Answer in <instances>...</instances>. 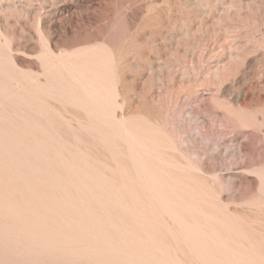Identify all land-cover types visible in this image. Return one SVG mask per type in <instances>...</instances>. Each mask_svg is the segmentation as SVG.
I'll use <instances>...</instances> for the list:
<instances>
[{"label": "rangeland", "instance_id": "obj_1", "mask_svg": "<svg viewBox=\"0 0 264 264\" xmlns=\"http://www.w3.org/2000/svg\"><path fill=\"white\" fill-rule=\"evenodd\" d=\"M0 120V264H264V0H0Z\"/></svg>", "mask_w": 264, "mask_h": 264}, {"label": "bare ground", "instance_id": "obj_2", "mask_svg": "<svg viewBox=\"0 0 264 264\" xmlns=\"http://www.w3.org/2000/svg\"><path fill=\"white\" fill-rule=\"evenodd\" d=\"M49 76H50V75H49ZM17 79H18V78H17ZM76 79H77V78H76ZM74 80H75V78H74ZM75 83H76V82H75ZM46 84H47V83H46ZM79 84H80V83H79ZM90 84H91V83H90ZM57 85H58V84H57ZM62 85H63V84H62ZM86 85H87V84H86ZM54 87H55V86H54ZM100 87H101V86H100ZM92 89H93V88H92ZM44 90H45V89H44ZM47 90L51 91V89H49V87L47 88ZM83 90H84V89H83ZM93 90H95V89H93ZM103 90H104V89H103ZM42 91H43V90H42ZM45 91H46V90H45ZM62 91H63V90H61V94H62ZM58 92H59V90H58ZM58 92H56V93H58ZM84 92H86V90H84ZM88 92H90V91H88ZM95 92H96V90H95ZM95 92L93 91L92 93H95ZM50 93H54V92H50ZM59 93H60V92H59ZM92 93H91V95H93ZM28 94H29V93H28ZM69 94H70V93H69ZM87 94H88V93H87ZM97 94H98V92H97ZM106 94H107V93H106ZM51 95H52V94H51ZM55 95H56V94H55ZM59 95H60V94H58V95H56V96H59ZM74 95H75V94H74ZM76 95H77V94H76ZM84 95H85V94H84ZM91 95H90V97H92ZM95 95H96V93L94 94V96H95ZM26 96H27V95H26ZM60 96H61V95H60ZM79 96H80V95H79ZM94 96L92 97V101L97 97V96H96V97H94ZM99 96H100V95H99ZM17 97H18V96H17ZM24 97H25V96H24ZM49 97H50V96H49ZM70 97H72V96H68V98H70ZM109 97H110V96H109ZM15 98H16V97H15ZM25 98H26V97H25ZM59 98H60V97H59ZM76 98H77V96H76ZM88 98H89V96H88ZM93 98H94V99H93ZM12 99H13V97H12ZM29 99H31V98H29ZM33 99H34V98H33ZM49 99H50V98H49ZM97 99H98V98H97ZM14 100H15V99H14ZM16 100H17V99H16ZM16 100H15V101H16ZM26 100H28V98H26ZM69 100H71V99H68V101H69ZM90 100H91V99H90ZM100 100H101V99H100ZM72 101H73V100H72ZM72 101H69V102H72ZM74 101H77V100H74ZM79 101H80V99H79ZM84 101H85V100H84ZM94 101H95V100H94ZM102 101H103V100H102ZM107 101H108V100H107ZM17 102H18V101H17ZM39 102H40V101H39ZM105 102H106V101H105ZM110 102H111V101H110ZM75 103H78V102H75ZM83 103H84V102H83ZM106 103H107V102H106ZM9 104H10V103H9ZM30 104H32V103H30ZM33 104H34V102H33ZM73 104H74V102H73ZM95 104H96V102H95ZM98 104H99V103H98ZM98 104H96L97 107H98ZM27 105H28V104H27ZM77 105H78V104H77ZM31 106H32V105H31ZM72 106H73V105H72ZM100 106H101V105H100ZM108 106H109V105H108ZM28 107H30V106H28ZM80 107H81V106H80ZM89 107H90V106H89ZM89 107H88V108H89ZM6 108H7V107H6ZM31 108H32V107H31ZM76 108H77V107H76ZM82 108H83V107H82ZM109 109H110V108H109ZM37 110H39V109H37ZM30 111H32V110H30ZM87 111H88V110H87ZM91 111H92V110H91ZM25 112H26V111H25ZM32 112H33V111H32ZM39 112H41V115H43V111H39ZM98 112H99V111H98ZM109 112H110V111H109ZM20 113H21V112H20ZM34 113H35V112H34ZM87 113H88V112H87ZM92 113H94V112H92ZM95 113H96V112H95ZM95 113H94L93 115H95ZM18 114H19V113H18ZM96 114H97V113H96ZM23 115H26V114L23 113ZM41 115H40L39 118H42ZM44 115H45V114H44ZM44 115H43V116H44ZM88 115L90 116L91 114H88ZM102 115H103V114H102ZM27 116H28V115H27ZM33 116H34V118H35V115H33ZM36 116H38V115H36ZM99 116H100V114H99ZM30 117H31V115H30ZM30 117H29V118H30ZM86 117H87V116H86ZM96 117H97V115L95 116V118H96ZM101 117H102V116H101ZM24 118H25V117H24ZM37 118H38V117H37ZM87 118H88V117H87ZM98 118H99V117H98ZM21 119H22V118H21ZM92 119H94V118H92ZM104 119H105V118H104ZM106 119H107V118H106ZM27 120H29V119H27ZM49 120H50V119H49ZM96 120H97V122L99 121L98 119H96ZM96 120H93V121L91 120V122H94V121H95V123H96ZM100 120H101V119H100ZM114 120H115V118H114ZM0 121H1V120H0ZM13 121H14V120H13ZM101 121H102V120H101ZM1 122L3 123V121H1ZM33 122H36V121H33ZM38 122H39V121H38ZM115 122H116V121H115ZM13 123H14V122H13ZM15 123H16V122H15ZM17 123H18V122H17ZM20 123H21V121H20ZM26 123H27V122H26ZM44 123H45V122H44ZM98 123L100 124V122H98ZM102 123H103V122H102ZM8 124H10V122H8ZM33 124H35V123H33ZM46 124H49V123H46ZM93 124H94V123H93ZM114 124H115V123H114ZM4 125H5V124H4ZM6 125H7V123H6ZM11 125H13V124H11ZM11 125H10V127H11ZM18 125H19V124H18ZM21 125H22V124H21ZM27 125H29V123H27ZM30 125H31V123H30ZM40 125H42V123H40ZM108 125H110V124H108ZM122 125H123V124H122ZM32 126H33V125H32ZM36 126H37V125H36ZM45 126H46V125H45ZM91 126H96V124H94V125L91 124ZM97 126H98V125H97ZM102 126H103V125H102ZM116 126H117V125H115V127H116ZM10 127H9V128H10ZM20 127H21V126H20ZM22 127H24V126H22ZM50 127H51V126H50ZM98 127H100V126H98ZM98 127H97V128H98ZM104 127H105V126H104ZM118 127H120V126H118ZM24 128H25V127H24ZM27 128H28V127H27ZM31 128H32V127H31ZM39 128H41V127H39ZM47 128H49V127L47 126ZM85 128H86V127H85ZM101 128H102V127H101ZM101 128H100V129H101ZM122 128H123V127H122ZM122 128H121V129H122ZM12 129H14V128L12 127ZM36 129H37V128H36ZM89 129H90V128H89ZM95 129H96V128H95ZM95 129H94V130H95ZM100 129H98L97 132H99ZM119 129H120V128H119ZM37 130L39 131L40 129H37ZM48 130H49V129H48ZM101 130H102V129H101ZM114 130H116V129H114ZM0 131H1V130H0ZM16 131H19V130H17V128H16ZM90 131H91V129H90ZM107 131H108V130H107ZM110 131H111V130H110ZM112 131H113V130H112ZM112 131H111V132H112ZM122 131H123V130H122ZM10 132H11V130H10ZM19 132H20V131H19ZM41 132L43 133L44 131L41 129ZM41 132L39 131L40 134H39V133H36V134L41 135ZM45 132H46V131H45ZM50 132H51V131H50ZM104 132H106V131H104ZM115 132H116V131H115ZM123 132H124V131H123ZM13 133H14V132H13ZM13 133L11 132V133H9V134L11 135V134H13ZM20 133H22V132H20ZM34 133H35V129H34ZM101 133H103V131H102ZM113 133H114V132H113ZM118 133H119V131H118ZM118 133H116V134H114V135H117ZM6 134H7V131H6ZM9 134H8V135H9ZM22 134H23V133H22ZM28 134H29V133H28ZM47 134H49V133L47 132ZM47 134H45V135H47ZM105 134H106V133H104L103 136H104ZM125 134H126V132H125ZM129 134H130V133H129ZM0 135H1V134H0ZM2 135L5 136V133H3V130H2ZM8 135H6L8 138H11V137L13 138L15 134H14L13 136H11V137L8 136ZM16 135H17V134H16ZM23 135H24V134H23ZM43 135H44V133H43ZM43 135H41V136L43 137ZM57 135H58V134H57ZM99 135H100L99 137H101L102 134H99ZM120 135H121V133H120ZM26 136H27V135H26ZM29 136H30V135H29ZM47 136H48V135H47ZM112 136H113V135H112ZM124 136H125V135H124ZM130 136H131V135H130ZM15 137H18V135L15 136ZM34 137H35V136H34ZM106 137H107V135H106ZM106 137H105V140L108 139V138H106ZM114 137H115V136H114ZM119 137H120V136H119ZM119 137H118V138H119ZM126 137H127V134H126ZM0 138H1L0 141L2 140L1 143L4 142L3 145H6V141H7V140H6V139H5L6 141L3 140L2 136H1ZM31 138H32V137H31ZM45 138H46V137H45ZM45 138H43V139H45ZM50 138H52V136H51ZM127 138L129 139V137H127ZM130 138H132V137H130ZM14 139H15V138H14ZM18 139H20V138L18 137ZM18 139L16 140L17 143H19V142L21 141V140L18 141ZM36 139H37V138H36ZM53 139H54V138H53ZM114 139H115V138H114ZM24 140H25V139H24ZM62 140H63V139H62ZM85 140H86V139H85ZM100 140H101V139H100ZM118 140H121V139H118ZM10 141H11V140H10ZM38 141H40V140H38ZM44 141H46V140H44ZM102 141H103V138H102ZM132 141H133V140H132ZM8 142H9V141H8ZM8 142H7V143H8ZM24 142H25V141H24ZM35 142H36V141H35ZM42 142H43V141H42ZM46 142H47V141H46ZM56 142H57V141H55V143H56ZM100 142H101V141H100ZM137 142H138V141H137ZM1 143H0V145H1ZM17 143H16V144H17ZM40 143H41V142H39V144H40ZM47 143H48V142H47ZM101 143H102V142H101ZM103 143H104V142H103ZM111 143H112V141H111ZM119 143H120V142H119ZM128 143H129V141H128ZM134 143H135V139H134ZM9 144H10V143H9ZM12 144H13V141H12ZM25 144H26V142H25ZM43 144H44V143H43ZM45 144H46V143H45ZM52 144H53V142H52ZM56 144H59V143L57 142ZM114 144H115V143H114ZM120 144H121V143H120ZM151 144H152V143H151ZM104 145L107 146V144H104ZM108 145H110V144H108ZM135 145H136V144H135ZM137 145H138V144H137ZM143 145H144V144H143ZM13 146H15V145H13ZM16 146H17V148H18V146H19V149H20V147L22 146V144H19V145L17 144ZM16 146H15V147H16ZM24 146H25V145H23V148H24ZM41 146H43V145H41ZM41 146H38V147H41ZM60 146H61V143H60ZM60 146H58V147H60ZM113 146H114V145H113ZM131 146H132V145H131ZM2 147H3V146H2ZM7 147H8V146H7ZM10 147H11V146H10ZM47 147H48V146H47ZM55 147H56V146H55ZM140 147H141V146H140ZM0 148H1V146H0ZM4 148H5V147L1 148V149H2V152L0 151V152H1L0 154H3L4 157H2V158L0 157V158L2 159L3 162L5 161V164H6V162L8 161L9 158H10V162H11L12 159H14L15 156H14L12 153H15V152H12L10 155H8V153L11 152V151H10V148H9V150H8V149L6 150V148H5V149H4ZM23 148H21V149L23 150ZM26 148H27V149H26ZM26 148L23 150L24 153H26V151H28V149H29L28 146H26ZM1 149H0V150H1ZM3 149H4L5 152H8V151H9L8 153H6V154L9 156L8 159L5 158L6 156L4 155L5 153L3 152ZM12 149H13V148H12ZM43 149H44V148H41V150H43ZM53 149H54V148H53ZM56 149H57V148H56ZM61 149H62V147H61ZM110 149H112V148H110ZM116 149H117V147H115V149H114V147H113V151L116 150ZM140 149H141V148H140ZM17 150H18V149H17ZM25 150H26V151H25ZM31 150L33 151V149H31ZM51 150H52V149H51ZM129 150H130V149H129ZM151 150H152V149H151ZM14 151H16V150L14 149ZM23 151H22V152H23ZM29 151H30V150H29ZM29 151L26 153V155L30 153ZM32 151H31V153H32ZM117 151L119 152V150H117ZM137 151H138V150H137ZM16 152H17V151H16ZM22 152H21L20 154H22ZM49 152H50V151H49ZM132 152H133V150H132ZM132 152H131V153H132ZM146 152H148V151H146ZM18 153H19V152H18ZM24 153H23V154H24ZM33 153L36 154L37 152L35 153V151H34ZM33 153H32V154H33ZM78 153H79V152H78ZM80 153H81V152H80ZM143 153H144V152H143ZM191 153H192V152H191ZM34 154H33V155H34ZM45 154H46V153H45ZM52 154H53V153H52ZM115 154H116V153H115ZM117 154H120V153H117ZM145 154H146V153H145ZM154 154H155V153H154ZM12 155H13V158H12ZM16 155L19 156L18 154H16ZM33 155H31V156H33ZM36 155H39V154L37 153ZM36 155H35V157H36ZM47 155H49L48 152H47ZM72 155H73V153H72ZM122 155H123V154H122ZM149 155H150V154H148V156H149ZM8 156H7V157H8ZM10 156H11V157H10ZM56 156H57V155H56ZM68 156H69V155H68ZM111 156H112V155H111ZM118 156H119V155H118ZM138 156H139V155H138ZM20 157H21V156H20ZM38 157H39V156H38ZM53 157H54V155H53ZM115 157H116V156H115ZM120 157H121V156H120ZM132 157H133V156H132ZM132 157H130V158H132ZM135 157H136V156H135ZM158 157H159V156H158ZM3 158L6 159V160H4ZM24 158H25V156H24ZM29 158L33 159L32 157H29ZM29 158H28V159H29ZM36 158H37V157H36ZM36 158H35L34 160H37V159H38V158H37V159H36ZM41 158H42V157H40V159H41ZM58 158H59V157H58ZM70 158H72V156H71ZM82 158H83V157H82ZM118 158H119V157H117V159H118ZM121 158L123 159L124 157H121ZM121 158H120V159H121ZM133 158H134V157H133ZM21 159H22V158H21ZM25 159H26V158H25ZM40 159H39V161H40ZM56 159H57V158H56ZM61 159H62V158H61ZM61 159H60V160H61ZM66 159H67V158H66ZM75 159H76V158H75ZM122 159H121V160H122ZM135 159H136V158H135ZM137 159H138V158H137ZM151 159H152V158H151ZM15 160H17V162H20V163L22 162V161L19 160L18 158H17V159L15 158L14 161H15ZM18 160H19V161H18ZM63 160H64V159H63ZM83 160H85V159H83ZM113 160H114V159H113ZM153 160H155V158H154ZM2 161H1V162H2ZM37 161H38V160H37ZM49 161H51V159H49ZM65 161H66V160H65ZM72 161H73V160H72ZM76 161H77V160H76ZM85 161H86V160H85ZM85 161H84V162H85ZM116 161H119V160H116ZM127 161H129V160H127ZM142 161H143V160H142ZM142 161H140V163H141ZM1 162H0V163H1ZM10 162H7V163H10ZM51 162H54V164L56 163V161H53V160H52ZM51 162H50V164H51ZM86 162H87V161H86ZM121 162H122V161H121ZM125 162H126V159H125ZM129 162H130V161H129ZM136 162H138V161H135V163H136ZM155 162H156V161H155ZM15 163H16V161H15ZM20 163H19V164L16 163V164H18L19 170H20V166H19V165H21V167H22V164H20ZM39 163H41V162H39ZM39 163H38V164H39ZM46 163H47V162H45V164H46ZM59 163H60V162H59ZM59 163H58V165H59ZM63 163H64V162H63ZM71 163H73V162H71ZM80 163H81V161H80ZM140 163L138 162V164H140ZM166 163H167V162H166ZM12 164L14 165L13 161H12ZM16 164H15V165H16ZM23 164H25V163H23ZM28 164H29V163H28ZM30 164H33V162H31ZM93 164H94V163H93ZM96 164H97V163H96ZM118 164H119V163H118ZM128 164H129V163H128ZM133 164H134V163H133ZM143 164H144V163H143ZM143 164H142V165H143ZM159 164H160V163H159ZM1 165L4 167V168H2V171H3V169H4V171H9V169H10V167H11V166H10L9 169H8V166H6L7 164H6V165H3V163H2V164H0V167H2ZM8 165H9V164H8ZM10 165H11V164H10ZM15 165H14V166H15ZM39 165H40V164H39ZM39 165H37V167H38ZM41 165H42V164H41ZM41 165H40V166H41ZM66 165H67V164H66ZM71 165H72V164H71ZM75 165H76V164H75ZM101 165H102V163H101ZM164 165H165V163H164ZM164 165H162V166H164ZM5 166L7 167L6 170H5ZM23 166H24V165H23ZM27 166H29V165H27ZM48 166H49V165H48ZM52 166L55 167V166H57V165H53V164H52ZM52 166H50V167H52ZM67 166H68V165H67ZM67 166H66V167H67ZM80 166H81V164H80ZM87 166H88V164H87ZM98 166H99V165H98ZM126 166H128V165H126ZM167 166H168V164H167ZM18 167H15V168L18 169ZM24 167H26V165H25ZM33 167H35V166H32V167H31V165H30V167H27L26 170L29 168L27 173H25V171L23 170L24 168H22V169L20 170V172H19L20 174L18 173L19 175L15 174V172L12 174V172L14 171V167L11 168V169H13V171L11 172V169H10L9 172H11L10 174H12L13 176L15 175V177H16V179H17L18 176H20L23 172H24L26 175H27V174L30 175L29 173H31V171H32V173H33V171H34V170L32 169ZM37 167H35V168H36L35 170H38ZM43 167H44V166H43ZM50 167H49V168H50ZM92 167H93V166H92ZM115 167H116V166H115ZM115 167H114V168H115ZM137 167H138V166H137ZM139 167H140V166H139ZM142 167H143V166H142ZM169 167H170V166H169ZM49 168H48V170H51V169H49ZM56 168H57V167H56ZM62 168H64V167H62ZM86 168H87V169H90L91 167H86ZM95 168H96V166H95ZM98 168H100V167H98ZM135 168H136V167H134L133 169H135ZM30 169H31V171H30ZM39 169H40V168H39ZM67 169H68V168H67ZM82 169H83V168H82ZM82 169H81V170H82ZM93 169H94V168H93ZM109 169H110V168H109ZM139 169H140V168H139ZM0 170H1V169H0ZM52 170H53V169H52ZM58 170H59V169L57 168V171H58ZM65 170H66V169H65ZM116 170H117V169H116ZM136 170H138V169H135L134 171L137 172ZM142 170H143V169H142ZM146 170H147V169H145V171H146ZM4 171H3V172H4ZM21 171H23V172H21ZM68 171H69V170H68ZM68 171H67V172H68ZM71 171H72V170H71ZM84 171H85V170H84ZM90 171H91V170H90ZM97 171H98V170H97ZM108 171H109V170H108ZM147 171H148V170H147ZM176 171H177V170H176ZM180 171H181V170H180ZM9 172H8V173H9ZM40 172H42V170H41ZM64 172H65V171H64ZM92 172H93V171H91V173H92ZM94 172H96V171H94ZM110 172H111V171L108 172L109 175H111ZM124 172H125V171H124ZM129 172H130V171H129ZM138 172L141 173V169H140V171H138ZM138 172H137V173H138ZM0 173H2V172L0 171ZM16 173H17V171H16ZM73 173H74V171L72 172V174H73ZM108 173H107V174H108ZM117 173H118V172H116V174H117ZM130 173H131V172H130ZM186 173H187V172H186ZM2 174H3V173H2ZM10 174H9V175H10ZM25 174H23V177H24V179H27V180H24L23 182H25V181L28 182V180H29V182H30V179H31V178L28 179V177H27ZM43 174H44V173H43ZM59 174H60V173H59ZM61 174H62V173H61ZM82 174H84V173H82ZM87 174H88V173H87ZM97 174H99V173H97ZM132 174H133V173H132ZM144 174H145V173H144ZM147 174H149V173H147ZM3 175H5V177H7V181H9L8 177L10 178V176H11V178H13L12 175L7 176L6 173H4ZM63 175L65 176L64 173H63ZM67 175H68V174L66 173V176H67ZM70 175H71V174H70ZM74 175H76V174H73V176H74ZM99 175H100V177H101V174H99ZM112 175H113V174H112ZM117 175H118V174H117ZM142 175H143V174H142ZM166 175H167V174H166ZM25 176H26V178H25ZM52 176H53V175H52ZM64 176H63V178H64ZM94 176H95V175H94ZM113 176H114V175H113ZM144 176H145V175H144ZM146 176H148V175H146ZM1 177H2V175H1ZM29 177H30V176H29ZM69 177H70V176H69ZM81 177H82V176H81ZM105 177H106V176H105ZM137 177H138V176H137ZM148 177H149V176H148ZM3 178H4V177H3ZM32 178H33V176H32ZM36 178H37V177H36ZM73 178H74V177H73ZM84 178H86V177H84ZM94 178H95V177H94ZM115 178L118 179L117 177H115ZM123 178H124V177H123ZM149 178H150V177H149ZM21 179H22V178H21ZM60 179H61V178H60ZM78 179H79V177H78ZM87 179H88V178H87ZM98 179H99V178H98ZM100 179H101V178H100ZM137 179H139V177H138ZM144 179H145V177H144ZM147 179H148V178H147ZM2 180H4V182H2ZM19 180H20V179H19ZM19 180H18V182H19ZM34 180H35V178H34ZM37 180L39 181V179H37ZM37 180H36V181H37ZM70 180H71V179H70ZM107 180H108V178H106V181H107ZM109 180H110V179H109ZM122 180H123V179H122ZM131 180H132V179H131ZM139 180H140V179H139ZM141 180H142V179H141ZM149 180H150V179H149ZM151 180H153V179H151ZM7 181L5 180V178L0 180V182L2 183V185H3V183H6V184H7ZM10 181H11V180H10ZM14 181L17 182V180H14ZM38 181H37V182H38ZM59 181H60V180H59ZM62 181H63V180H62ZM78 181H79V180H78ZM93 181H94V180H93ZM93 181H92V182H93ZM112 181H113V180H112ZM119 181H120V180H119ZM20 182H21V181H20ZM20 182H19V183H20ZM32 182H33V181H32ZM40 182H41V181H40ZM43 182H45V181H43ZM60 182H61V181H60ZM81 182H83V181H81ZM90 182H91V181H90ZM97 182H98V181H97ZM102 182H103V181H102ZM115 182H117V181H115ZM142 182H143V181H142ZM146 182H147V181H146ZM1 183H0V184H1ZM19 183H18L17 185H19ZM65 183H66V182H65ZM79 183H80V182H79ZM99 183H100V182H99ZM150 183H151V182H150ZM9 184H10V183H9ZM11 184H12V182H11ZM26 184H27V183H26ZM40 184H41V183H40ZM45 184H46V183H45ZM56 184H57V182H56ZM74 184H75V182H74ZM74 184H73V185H74ZM95 184H96V182H95ZM97 184H98V183H97ZM106 184H107V183H106ZM114 184H115V183H114ZM137 184H138V183H137ZM148 184H149V183H148ZM12 185L14 186L15 183H13ZM29 185H30V184H29ZM29 185H28V186H29ZM46 185H47V184H46ZM49 185H50V184H49ZM68 185H71V184H68ZM76 185H77V184H76ZM135 185H136V184H135ZM145 185H146V184H145ZM155 185H156V184H155ZM21 186H22V185H20L19 187H21ZM28 186H27V187H28ZM94 186H95V185H94ZM100 186H101V185H100ZM103 186H104V185H103ZM103 186H102V187H103ZM108 186H109V185H108ZM122 186H123V185H122ZM149 186H150V185H149ZM151 186H152V183H151ZM151 186H150V187H151ZM3 187H4V189H6V188L9 187V186L7 185V187H5V186L3 185ZM10 187H12V186H10ZM10 187H9L8 189H10ZM19 187H17V188H19ZM22 187H24V186H22ZM46 187L49 188L48 186H46ZM72 187H73V186H72ZM105 187H107V186H105ZM114 187H115V186H114ZM153 187H154V184H153ZM24 188H26V186H25ZM29 188H30V187H29ZM29 188H27L26 190H28ZM31 188H32V187H31ZM36 188H38V187H36ZM50 188H51V187H50ZM61 188H63V187H61ZM65 188H66V187H65ZM68 188H69V187H68ZM91 188H92V187H91ZM121 188H122V187H121ZM135 188H136V187H135ZM151 188H152V187H151ZM154 188H156V187H154ZM169 188H170V187H169ZM0 189H1V188H0ZM11 189H13V188H11ZM11 189H10V190H7V189L5 190V191H7V192L9 191L8 195L10 194ZM19 189H20V188H19ZM51 189H52V188H51ZM96 189H98V188H96ZM100 189H102V188L100 187ZM109 189H110V188H109ZM141 189H142V186H141ZM144 189H145V188H144ZM149 189H150V188H149ZM161 189H162V187H161ZM13 190H14V189H13ZM13 190H12V191H13ZM16 190H17V189H16ZM24 190H25V189L20 190V192L22 191V193H23ZM26 190H25V191H26ZM29 190H30V189H29ZM49 190H50V189H49ZM49 190H48V191H49ZM53 190H54V189H53ZM53 190H52V193H53ZM69 190H70V189H69ZM73 190H74V189H73ZM92 190H93V189H92ZM124 190H125V189H124ZM2 191H3V189H2ZM12 191H11V192H12ZM30 191H32V190H30ZM30 191H28V192L30 193ZM34 191H35V190H34ZM34 191H33V192H34ZM41 191H42V190H41ZM55 191H57V190H55ZM85 191H86V190H85ZM102 191H103V190H102ZM112 191H113V190H112ZM114 191H115V190H114ZM165 191H166V190H165ZM3 192H4V191H3ZM13 192H14V191H13ZM13 192H12V193H13ZM20 192H18V190H17V193L21 194ZM37 192H38V189H37ZM37 192L35 191V194H37V198H38V196H39L41 193L39 192L40 194H38ZM57 192H58V191H57ZM87 192H89V191H87ZM87 192H86V193H87ZM93 192H94V191H93ZM150 192H151V191H150ZM154 192H156V190L153 191L152 193H154ZM15 193H16V192H15ZM15 193H14V194H15ZM29 193H28V194H29ZM42 193H43V192H42ZM71 193H72V191H71ZM120 193H121V192H120ZM128 193H129V192H128ZM157 193H158V191H157ZM6 194H7V193H6ZM6 194H5V195H6ZM14 194H12V195H14ZM19 194H18V195H19ZM23 194H24V193H23ZM43 194H44V193H43ZM54 194H55V193H54ZM108 194H109V193H108ZM176 194H177V193H176ZM179 194H180V192H179ZM2 195H3V194H2ZM2 195L0 194V196H1L0 198H1V199H4L3 197H5V196H2ZM24 195H25V194H24ZM24 195H23V196H24ZM26 195H27V193H26ZM121 195H122V194H121ZM124 195H125V194H124ZM124 195H122V197H123ZM127 195H128V194H127ZM150 195H151V193H150ZM158 195H159V194H158ZM166 195H167V194H166ZM166 195H165V196H166ZM15 196H16V195H15ZM15 196H14V197H15ZM19 196H20V195H19ZM30 196H31V195H30ZM46 196H47V195H46ZM57 196H58V195H57ZM67 196H68V195H67ZM105 196H106V195H105ZM109 196H110V195H109ZM142 196H143V195H142ZM151 196H153V195H151ZM174 196H175V195H174ZM9 197H12V196H9ZM9 197L7 198V196H6L4 200H5V201L8 200ZM21 197H22V195H21ZM26 197H27V196H26ZM44 197H45V196H44ZM55 197H56V196H55ZM70 197H71V196H70ZM98 197H99V195H98ZM100 197H101V196H100ZM118 197H119V196H118ZM176 197H178V196H176ZM6 198H7V199H6ZM24 198H25V197H24ZM33 198H34V197H33ZM39 198H41V197H39ZM52 198H53V196H52ZM115 198H116V197H115ZM157 198H158V197H157ZM178 198H179V197H178ZM183 198H184V197H183ZM183 198H182V199H183ZM1 199H0V201H1ZM11 199H12V198H11ZM11 199H9V202L11 201ZM14 199H15V198H14ZM19 199H20V198H19ZM26 199H27V198H26ZM34 199H35V198H34ZM34 199H33V200H34ZM43 199H44V198H43ZM53 199H54V198H53ZM53 199H52V200H53ZM88 199H89V198H88ZM4 200H2V202H3ZM16 200H17V198H16ZM16 200H15V201H16ZM46 200H47V199H46ZM52 200H51V201H52ZM54 200H55V199H54ZM57 200H58V199H57ZM65 200H66V199H65ZM65 200H64V201H65ZM102 200H103V199H102ZM124 200H125V199H124ZM135 200H136V199H135ZM157 200H158V199H157ZM160 200H161V199H160ZM180 200H181V199H180ZM197 200H198V199H197ZM23 201H24V200H23ZM35 201H37V200H35ZM59 201H60V200H59ZM85 201H86V200H85ZM114 201H115V200H114ZM137 201H138V199H137ZM163 201H164V200H163ZM19 202H20V201L15 202V203H18V204H19ZM24 202H25V201H24ZM38 202H39V201H38ZM45 202H47V201H45ZM62 202H63V201H62ZM72 202H73V201H72ZM89 202H90V201H89ZM92 202H93V201H92ZM200 202H201V201H200ZM4 203L6 204L7 201L4 202ZM4 203H3V204H4ZM31 203H32V202H31ZM39 203L41 204V202H39ZM42 203H43V202H42ZM65 203H66V204H64V203H63V204H64V205H67V204H68L66 201H65ZM80 203H82V202H80ZM95 203H96V202H95ZM121 203H122V201H121ZM160 203H161V202H160ZM8 204H9V205H8ZM8 204H7V205L10 206V203H8ZM29 204H30V203H29ZM36 204H37V202H36ZM53 204H54V203H53ZM70 204H71V202H70ZM82 204H83V203H82ZM109 204H110V202H109ZM112 204H113V203H112ZM137 204H138V203H137ZM156 204H157V203H156ZM166 204H168V203H166ZM15 205H16V204H15ZM22 205L24 206L23 203H22ZM34 205H35V204H34ZM43 205H44V203H43ZM51 205H52V204H51ZM51 205H50V206H51ZM68 205H69V204H68ZM86 205H88V203H87ZM19 206H20V204H19ZM26 206H27V205H26ZM32 206H33V204H32ZM38 206H39V204H38ZM44 206H45V205H44ZM44 206H42V207L44 208ZM46 206H47V205H46ZM50 206H48V207H50ZM162 206H163V205H162ZM12 207H13V208H12ZM12 207H10V208H12V211H13L14 207H16V206H12ZM36 207H37V206H36ZM48 207H45V208H48ZM52 207H53V206H52ZM69 207H70V206H69ZM173 207H174V206H173ZM1 208L3 209V207H0V209H1ZM10 208H9V209H10ZM24 208H25V207H23V209H24ZM29 208H30V207L28 206L27 209H29ZM37 208H38V207H37ZM54 208H55V207H54ZM57 208H58V207H57ZM57 208H56V209H57ZM70 208H71V207H70ZM80 208H81V207H80ZM121 208H122V207H121ZM133 208H134V207H133ZM170 208H171V207H170ZM175 208H176V207H175ZM2 209H1V211H2ZM9 209H8V207H7V210H9ZM18 209H19V208H18ZM48 209H49V208H48ZM63 209H64V208H63ZM67 209H68V208H67ZM77 209H78V208H77ZM77 209H76V210H77ZM82 209H83V208H82ZM84 209H85V208H84ZM92 209H93V208H92ZM108 209H109V208H108ZM112 209H113V207H112ZM118 209H119V208H118ZM166 209H167V208H166ZM7 210H6V208H5V211H7ZM19 210H20V209H19ZM36 210H37V209H36ZM39 210L41 211L42 209H39ZM65 210H66V209H65ZM126 210H127V209H126ZM161 210H162V209H161ZM194 210H195V209H194ZM194 210H189V211H194ZM1 211H0V212H1ZM12 211H11V212H12ZM43 211H44V210H43ZM43 211H42V212H43ZM47 211H48V210H47ZM52 211H53V210H52ZM60 211H62V210H60ZM111 211H112V210H111ZM171 211H172V210H171ZM8 212H9V211H8ZM13 212H14V211H13ZM45 212H46V210H45ZM48 212H49V211H48ZM77 212H78V211H77ZM84 212H85V211H84ZM122 212H124V211H122ZM162 212L164 213V210H163ZM3 213H4V214H8V213H6V212H4V211H3ZM15 213H16V214H11V213H10V214L13 215V216H18V214H17L18 212H16V209H15ZM35 213H38V212H35ZM50 213H51V212H50ZM57 213H58V212H57ZM57 213H54V214L56 215ZM65 213H66V212H65ZM95 213H96V212H95ZM149 213H150V212H149ZM166 213H167V212H166ZM168 213H169V212H168ZM168 213H167V214H168ZM1 214H2V213H1ZM10 214L7 215V216H8V219H11ZM25 214H26V213H25ZM43 214H45V213H43ZM61 214H62V217H61V218H63V215L66 216L64 213H61ZM79 214H80V212H79ZM84 214H85V213H84ZM86 214H88V213L86 212ZM112 214H113V213H112ZM170 214H171V213H170ZM35 215H36V214H35ZM37 215H38V214H37ZM40 215H41V214H40ZM100 215H101V214H100ZM117 215H118V214H117ZM127 215H128V214H127ZM188 215H189V214H188ZM0 216H1V215H0ZM3 216H4V215H2L1 218H3ZM9 216H10V218H9ZM41 216H43V215H41ZM45 216H46V215H45ZM52 216H53V215H52ZM67 216H68V214H67ZM77 216H78V215H77ZM88 216H89V215H88ZM160 216H161V215H160ZM168 216H169V214H168ZM175 216H176V215H175ZM186 216H187V215H186ZM201 216H202V215H201ZM5 217H6V216H5ZM23 217H24V216H23ZM23 217H21V218H19V219H22ZM80 217H82V216H80ZM140 217H141V216H140ZM54 218H56V216H55ZM61 218H60V219H61ZM64 218H65V217H64ZM66 218L68 219V217H66ZM82 218H83V217H82ZM123 218H124V217H123ZM178 218H179V217H178ZM17 219H18V218H17ZM60 219H59V220H60ZM67 219H65V221H66ZM69 219H70V218H69ZM71 219H72V218H71ZM71 219H70V221H71ZM84 219H85V218H84ZM165 219H166V218H165ZM6 220H7V219H6ZM6 220H5V223H6ZM23 220H26V219H23ZM33 220H35V219H33ZM49 220H50V219H49ZM52 220H53V219H52ZM72 220H73V219H72ZM81 220H82V219H81ZM176 220H177V219H176ZM2 221H3V220H2ZM29 221H30V220L28 219V222H29ZM36 221H38V220H36ZM54 221H57V220L55 219ZM61 221H62V220H61ZM63 221H64V220H63ZM70 221H68V222H70ZM78 221H79V220H77V222H78ZM82 221H84V220H82ZM174 221H175V220H174ZM7 222L10 223V221H7ZM12 222H13V221H12ZM12 222H11V223H12ZM34 222H35V221H34ZM51 222H53V221H51ZM71 222H72V221H71ZM75 222H76V220H75ZM193 222H194V221H193ZM216 222H217V221H216ZM15 223H17V222H15ZM20 223H21V222H20ZM20 223H19V224H20ZM22 223H23V222H22ZM22 223H21V224H22ZM25 223H26V222H25ZM30 223H32V222H30ZM38 223H39V222H38ZM46 223H47V222H46ZM61 223H62V222H61ZM73 223H74V222H73ZM109 223H110V222H109ZM118 223H119V222H118ZM124 223H125V222H124ZM128 223H129V222H128ZM182 223H183V222H182ZM184 223H185V222H184ZM42 224H43V223H42ZM42 224H40V225H42ZM51 224H52V223H51ZM63 224H64V223H63ZM69 224H70V223H69ZM76 224H77V223H76ZM103 224H105V223H103ZM175 224H176V223H175ZM0 225H2L4 228H7V227L4 226V225H6V224H4V223H2V224H0ZM9 225H10V224H9ZM14 225H15V224H14ZM22 225H23V224H22ZM31 225L34 226L35 223H32ZM38 225H39V224H38ZM38 225H37V226H38ZM72 225H73V224H72ZM112 225H113V224H112ZM2 226H1V227H2ZM7 226H8V225H7ZM17 226H18V225H16L15 227H17ZM42 226H43L42 228H44L45 225H42ZM53 226H54V225H53ZM65 226H66V224H65ZM79 226H80V225H79ZM178 226H179V225H178ZM187 226H188V225H187ZM1 227H0V228H1ZM11 227L15 228L13 225H11ZM24 227H25V225H24ZM35 227H36V226H35ZM68 227H69V229H70L71 225H70V226L68 225ZM68 227H67V228H68ZM83 227H84V226H83ZM104 227H105V225H104ZM158 227H159V226H158ZM47 228H49V227H47ZM56 228H57V227H56ZM63 228H64V227H63ZM80 228H82V226H81ZM111 228H112V227H111ZM115 228H116V227H115ZM9 229H10V227H8L7 230H9ZM15 229H16V228H15ZM27 229H29V228H27ZM31 229H32V228H31ZM37 229L41 230L39 227H38ZM51 229H52V228H51ZM58 229H59V228H58ZM75 229H77V228L75 227ZM99 229H100V228H99ZM104 229H105V228H104ZM112 229H113V228H112ZM3 230H5V229L1 228L0 231L2 232ZM24 230H26V229H24ZM45 230H47V229H45ZM52 230H53V229H52ZM61 230H62V229H61ZM72 230H73V227H72ZM78 230H79V228H78ZM82 230H86V231H88L87 228H86V229H82ZM113 230H114V229H113ZM122 230H123V228H122ZM21 231H22V230H21ZM21 231H20V232H21ZM54 231H58V230L56 229V230H54ZM54 231H53V232H54ZM66 231H67V230H66ZM80 231H81V230H80ZM86 231H85V232H86ZM105 231H106V230H105ZM126 231H127V230H126ZM5 232H7V231H3L2 233H5ZM26 232H28V231H26ZM34 232H35V229H34ZM45 232H46V231H45ZM47 232H48V231H47ZM82 232H83V231H82ZM10 233H13V231L10 232ZM10 233H9V234H10ZM17 233H18V232H17ZM23 233H24V232H23ZM23 233L21 232V235H22ZM35 233H36V232H35ZM41 233H42V230H41V232H39V234H41ZM48 233H49V232H48ZM50 233H51V231H50ZM55 233H56V232H55ZM61 233H62V232H61ZM69 233H70V232H69ZM75 233H76V231H75ZM200 233H201V232H200ZM18 234H19V233H18ZM28 234L31 235L30 232H28ZM28 234L26 235L27 237H28ZM39 234H38V235H39ZM87 234H88V233H87ZM187 234H188V233H187ZM3 235H4V234H3ZM3 235H2V237H1L2 239H4V238H3ZM6 235H7V234H6ZM16 235H17V234H16ZM23 235H25V233H24ZM35 235H36V234H35ZM47 235H48V234H47ZM52 235H54V234H52ZM57 235H58V234H57ZM60 235H61V234H60ZM81 235H82V234H81ZM109 235H110V234H109ZM116 235H117V234H116ZM129 235H130V234H129ZM7 236H9V235H7ZM10 236L12 237V235H10ZM10 236H9V237H10ZM32 236H34V234H33ZM45 236H46V235H45ZM49 236H50V235H49ZM63 236H64V235H63ZM174 236H175V235H174ZM199 236H200V235H199ZM5 237H6V236H5ZM9 237H8V238H9ZM11 237H10V238H11ZM14 237H15V236H14ZM14 237H13V238H14ZM18 237H19V236H16L17 239H19ZM20 237H21V236H20ZM27 237H26V238H27ZM34 237H35L36 240H39V239L36 238V236H34ZM38 237H39V236H38ZM40 237L42 238L41 235H40ZM52 237H53V236H52ZM68 237H69V236H68ZM133 237H134V236H133ZM13 238H11V239H13ZM24 238H25V237L23 236L22 239H24ZM44 238H45V237H44ZM44 238H43V241H45ZM47 238H48V237H47ZM55 238H57V237H55ZM64 238H65V236H64ZM66 238H67V236H66ZM75 238H77V237H75ZM75 238H74L73 241H75V240L78 239V238H77V239H75ZM89 238H90V237H89ZM228 238H230V237H228ZM232 238H234V237H232ZM14 239H15V238H14ZM50 239H51V238H50ZM71 239H72V238H71ZM103 239H104V238H103ZM117 239H119V238H117ZM211 239H212V238H211ZM24 240H25V239H24ZM28 240H29V243H31V242H30V239H28ZM64 240H65V239H64ZM78 240H79V239H78ZM83 240H84V239H83ZM203 240H204V239H203ZM8 241H9V240H8ZM14 241H15V240H14ZM16 241H17V240H16ZM31 241H32V240H31ZM34 241H35V240H34ZM41 241H42V239H41ZM47 241H48V240H47ZM49 241H50V240H49ZM52 241H53V240H52ZM54 241H55V240H54ZM173 241H174V240H173ZM0 242H2V241H0ZM18 242H21V241H17V243H18ZM23 242H25V241H23ZM35 242H36V241H35ZM45 242H46V241H45ZM2 243H4V242H2ZM6 243H7V242H6ZM11 243H13V242H11ZM42 243H43V242H42ZM42 243H41V244H42ZM57 243H58V242H57ZM61 243H62V242H61ZM93 243H94V242H93ZM194 243H195V241H194ZM20 244H21V243H20ZM24 244H25V243H24ZM33 244H34V243H33ZM36 244H37V242H36ZM38 244H39V243H38ZM38 244H37V246H38ZM44 244H45V243H44ZM53 244H54V243H53ZM59 244H60V242H59ZM59 244H58V245H59ZM112 244H113V243H112ZM7 245H8V243H7ZM14 245H15V244H14ZM22 245H23V243H22ZM45 245H46V244H45ZM58 245H57V247H58ZM1 246H2V245H1ZM8 246H9V245H8ZM17 246H18V245H17ZM17 246H16V248L20 247V246H18V247H17ZM30 246H31V245H30ZM41 246H42V245H41ZM50 246H51V245H50ZM61 246H62V245H61ZM166 246H167V245H166ZM185 246H186V245H185ZM201 246H202V244H201ZM4 247H5V246H4ZM27 247H28V248H31V247L28 246V244H27ZM43 247H45V246H43ZM46 247H48V246H46ZM52 247H54V246H52ZM57 247H56L55 249H57ZM111 247H112V246H111ZM198 247H199V246H198ZM21 248H22V247H21ZM23 248H24V247H23ZM32 248H33V245H32ZM32 248H31V250L34 252V249H32ZM39 248H40V244H39ZM138 248H139V247H138ZM204 248H205V247H204ZM61 249H62V248H61ZM63 249H64V248H63ZM166 249H167V248H166ZM9 250H10V249H9ZM35 250H36V249H35ZM40 250H41V249H40ZM45 250H46V249H45ZM45 250H44V251H45ZM51 250L54 251L53 249H51ZM65 250H66V249H65ZM73 250H74V249H73ZM73 250H71V251H73ZM213 250H214V249H213ZM225 250H226V249H225ZM244 250H245V249H244ZM258 250H259V249H258ZM3 251H4V250H3ZM36 251H37V250H36ZM41 251H42V250H41ZM41 251H39V252H41ZM57 251H59V250H56L55 252H57ZM75 251H76V250H74V252H75ZM77 251H78V249H77ZM77 251H76V252H77ZM81 251H83V250H81ZM81 251H80V252H81ZM106 251H107V250H106ZM188 251H189V250H188ZM1 252H2V251H1ZM5 252H6V250H5ZM5 252H4V253H5ZM8 252H9V251H8ZM22 252H23V251H22ZM42 252H43V251H42ZM47 252H50V251L47 250ZM80 252L78 251L77 253L82 254V252H81V253H80ZM252 252H254V251H252ZM4 253H3V254H4ZM25 253H26V252H25ZM27 253H28V252H27ZM50 253H51V252H50ZM77 253H76V254H77ZM148 253H149V252H148ZM196 253H197V252H196ZM28 254H29V253H28ZM43 254H44V253H43ZM47 254H49V253H47ZM47 254H46V255H47ZM170 254H171V253H170ZM7 255H9V254H7ZM24 255H25V254H24ZM50 255H51V254H50ZM52 255H53V254H52ZM90 255H91V254H90ZM93 255H94V254H93ZM102 255H103V254H102ZM194 255H195V254H194ZM5 256H6V255H5ZM12 256H13V255H12ZM19 256H20V255H19ZM94 256H95V255H94ZM146 256H147V255H146ZM3 257H4V256H3ZM79 257H80V256H79ZM7 258H8V259H6V260L8 261V264H9V256H8ZM52 258H53V256H52ZM101 258H102V257H101ZM117 258H118V257H117ZM217 258H218V257H217ZM10 259H11V258H10ZM98 259H99V258H98ZM147 259H148V258H147ZM210 259H211V258H210ZM1 260H2V259H1ZM1 260H0V261H1ZM11 260H13V259H11ZM35 260H36V259H35ZM171 260H172V259H171ZM44 261H45V259H44ZM44 261H43V262H44ZM261 261H262V260H261ZM1 262H2V261H1ZM5 262H6V261H5ZM23 262H24V261H23ZM25 262H27V260H26ZM25 262H24V263H25ZM35 262H37V261H35ZM88 262H89V261H88ZM100 262H101V261H100ZM232 262H233V261H232ZM51 263H53V262L51 261ZM1 264H2V263H1ZM4 264H5V263H4ZM6 264H7V263H6ZM20 264H22V262H21ZM26 264H28V263H26ZM35 264H37V263H35ZM40 264H41V263H40ZM63 264H64V263H63ZM141 264H142V263H141ZM151 264H152V263H151Z\"/></svg>", "mask_w": 264, "mask_h": 264}]
</instances>
